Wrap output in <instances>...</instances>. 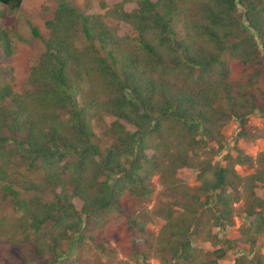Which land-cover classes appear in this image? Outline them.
Here are the masks:
<instances>
[{"label":"trees","instance_id":"16d2710c","mask_svg":"<svg viewBox=\"0 0 264 264\" xmlns=\"http://www.w3.org/2000/svg\"><path fill=\"white\" fill-rule=\"evenodd\" d=\"M123 2L93 16L62 1L46 22L50 36L29 73L30 89L22 94L7 85L0 89V198L19 213H0V264H55L68 253L62 251L65 241L73 247L83 241V214L103 222L113 212L124 213L126 192L138 187L148 195L143 185L152 169H159L146 154L156 148L148 145L153 134L179 129L192 149L202 142L198 133L212 134L208 125L219 108V120L238 119L241 136L245 117L258 112L264 119V0H139L131 11ZM0 3L17 9L21 0ZM107 19L128 25L133 35L118 38ZM176 19L182 20L181 38L172 27ZM124 39L132 44L121 48ZM95 79L104 99L93 90ZM81 82L94 93L83 104L77 96ZM104 115L116 119L110 125L115 144L101 152L92 141L91 118ZM257 132L264 138V128ZM182 143L160 162L167 170L189 166L188 149L179 152ZM224 160L226 167L211 162L196 167V193L223 208L217 217L221 228L220 219L231 217L233 195L227 189L237 197L242 191L244 214L251 220L240 237L252 246L264 236V197L255 192L264 185V151L253 159L237 150ZM236 165L253 173L242 177ZM43 189L51 191L50 200L40 194ZM28 192L34 198L25 200ZM73 198L82 201L80 212ZM188 208L177 201L158 203L153 212L164 224L157 235L124 214L142 242L139 256H160L161 264H217L215 252L192 246ZM206 239L220 241L216 235ZM127 241L136 253L135 240ZM234 264H264V255H241Z\"/></svg>","mask_w":264,"mask_h":264},{"label":"rangeland","instance_id":"374dc122","mask_svg":"<svg viewBox=\"0 0 264 264\" xmlns=\"http://www.w3.org/2000/svg\"><path fill=\"white\" fill-rule=\"evenodd\" d=\"M62 1L84 15L93 16L104 15L114 4L123 2V0H21L20 7L17 9L0 3V89L7 85L13 94H22L30 89L29 73L39 62L45 51V41L50 36V31L45 26L46 22L54 18ZM138 1L124 0L123 6L131 11L136 8ZM107 22L115 27L118 38L133 35L128 25H119L110 19H107ZM172 27L177 33V38H181L183 36L182 20L176 19L172 22ZM33 30H36L37 36L33 35ZM120 43L121 48L126 44H132L127 39ZM117 49L118 45L114 47L115 54H118ZM94 85L93 90L96 89L98 97L104 99L106 96L98 79L94 80ZM93 90L87 83L81 82L77 93L81 104L92 98ZM219 109L215 111L213 117L210 115L212 123L208 126L212 134L198 133L197 140L201 138L202 142L192 149L186 145L189 138L184 137L179 129L175 130L173 135L168 129L167 131L164 129L161 134L155 133L148 137V145L156 146L157 149L147 151L146 154L148 158H155L153 164L156 163L159 167V169H152L149 174L150 181L143 185L148 190V195L145 196L144 190L138 187L133 189V194L126 192L120 206L124 213L119 215L113 212L112 219L108 218L103 222L98 220L99 223H96L93 215L83 214L84 224L81 230L83 241L77 247L70 245L69 240L65 241L62 251H68V253L60 256L55 264H161L160 256L152 255L149 258L139 256L142 242L137 239L136 230L128 228L124 214H129L139 226L157 235L164 221L154 214L155 206L162 202L173 205L176 201L181 204L186 203L189 206L188 211L191 210V212L187 211V216L188 221L193 223L190 230L192 246L199 250L215 252L216 256L220 257L217 264H234V260L241 255L254 253L264 255V236L257 238L252 246L243 242L240 237L242 228H247L251 220L244 214V201L247 196L241 193L242 191H239V197H237L231 188L227 189V193L233 195V200H230L232 202L231 217L220 219V224H223L221 228L217 226V217L223 213V208L218 206L209 195L200 194L199 196L196 193V188L199 186L196 167L203 162L217 163L226 167L228 165L224 160L226 154L235 156L236 151L239 150L255 159L260 152L264 151V138H259L257 132V129L264 128V119L258 112L245 117L247 122H244L242 130L246 129V134L241 136V125L238 119L228 115L219 120V116H215ZM59 114L63 120L67 119L66 113L62 110ZM153 116L157 117L156 114ZM115 120L109 115H104L100 119L91 118L94 133L92 141L101 152L115 144V137L110 129L111 123ZM216 120H219V124ZM123 124L128 131L134 130L132 126ZM162 126L167 128L168 124L165 122ZM181 141L183 143L179 152L188 149L186 158H188L189 166L174 171L167 170L161 164L168 161L170 152L177 151L176 148ZM234 170L242 177L253 173L247 165H236ZM171 174L176 181L172 180ZM255 192L258 196L264 197V185L258 184ZM30 193H24L26 196L22 197L25 200L34 198V195ZM40 194L45 200L52 198L50 190L46 192L43 189ZM196 195L199 196L201 205L199 200L195 199ZM3 202L5 201L0 198V213L8 215L17 213L10 204L7 202L3 204ZM72 203L76 211L80 212L83 206L82 201L73 198ZM209 234L216 235L220 241L206 239L210 236ZM127 238L135 240L136 253L129 248Z\"/></svg>","mask_w":264,"mask_h":264}]
</instances>
